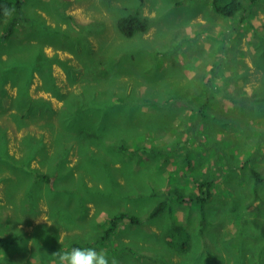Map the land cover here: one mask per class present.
Listing matches in <instances>:
<instances>
[{"label": "rangeland", "instance_id": "374dc122", "mask_svg": "<svg viewBox=\"0 0 264 264\" xmlns=\"http://www.w3.org/2000/svg\"><path fill=\"white\" fill-rule=\"evenodd\" d=\"M260 1L249 4V17ZM22 11L15 34L0 42V81L9 79L0 85L7 138L0 132V264H57L48 256L67 251L75 235L77 244L94 243L88 248L99 247L117 264H264V182L256 185L251 172L236 181L233 152L208 132H190L203 100L206 56L222 61L226 26L237 21L222 18L211 0H26ZM135 11L149 18V28L127 37L117 21ZM24 86L40 102L31 110L21 101ZM81 104L89 123L74 119ZM22 113L29 124L17 119ZM234 120L263 128L250 126L243 142L250 163H264V115L255 110ZM47 122L60 128L62 150L37 152L26 168L9 161L7 152L21 158L35 139L51 143ZM110 135L125 139L130 151ZM227 153L230 164L222 166ZM37 171L54 174L37 184ZM213 175L218 182L204 222L189 199L196 182ZM256 192L261 199L248 210ZM162 201L165 209L150 216ZM121 212L140 222L123 220L97 245L98 226L104 231L108 217ZM229 221L236 229H222ZM177 225L185 226L183 236ZM185 234L189 251L180 246ZM41 255L48 260L34 258Z\"/></svg>", "mask_w": 264, "mask_h": 264}, {"label": "crops", "instance_id": "0c3cea01", "mask_svg": "<svg viewBox=\"0 0 264 264\" xmlns=\"http://www.w3.org/2000/svg\"><path fill=\"white\" fill-rule=\"evenodd\" d=\"M262 4H264V0H261L251 9L252 16H247L246 20H242L240 16H224L218 13L222 18H228V22L237 21V23L226 26L227 31H225L224 34L227 38L226 41L223 40V45L221 47L222 61L215 64L213 58L209 54L206 56L205 62H208L205 66L206 68L203 75V100L200 105V110L197 112L198 115L194 119L197 120L200 126L198 132H208L214 135V141L220 142L222 150L233 152L237 168L243 165L245 161L249 160L246 156V143L243 142V135L250 126H255V123L253 120L241 122L234 120V118L244 116L246 113L255 110L264 115V9L262 8ZM247 5L246 13L249 14L250 6L249 4ZM250 37L252 42L249 43L248 48L246 43ZM242 53L243 55L240 56ZM249 56L255 59L251 64L249 62ZM230 57H238L242 61H233ZM198 62L199 61H196L195 66ZM190 71L192 70L188 69V74L185 75L188 76V78H193L194 73L192 71V74H190ZM180 85H182V83H180ZM216 114H220L223 117L222 122H215ZM255 128L258 130L263 129L259 125H256ZM227 157L228 153L226 154V158ZM229 164L230 162L227 158V161L222 163V166H228ZM254 166L257 169L259 167L264 168V163L261 161V163H255ZM239 176L240 174L238 171L236 173V180H239ZM260 199V194L256 192L254 201L247 204L248 210H252L257 206V201ZM89 205H92V203L90 202ZM235 224L234 221H229L227 226L222 227V229H236ZM98 227L97 245H99L100 236L103 234L101 227ZM153 227L156 230V227ZM66 229L68 228H63L65 236L68 232ZM89 230L90 227L86 229V231ZM230 234L233 233L230 231ZM70 236L71 234L67 237ZM74 237V240L66 246L67 251L76 243V235ZM85 241L84 245H87L85 247L94 244L87 242V240ZM224 242L225 240H222V243ZM102 243L105 244L103 241ZM96 250H100V248L96 247ZM47 256L48 255H41V257L35 256L34 258L42 260L51 257L49 261H57L55 255ZM31 258H33V256Z\"/></svg>", "mask_w": 264, "mask_h": 264}, {"label": "trees", "instance_id": "16d2710c", "mask_svg": "<svg viewBox=\"0 0 264 264\" xmlns=\"http://www.w3.org/2000/svg\"><path fill=\"white\" fill-rule=\"evenodd\" d=\"M257 2L258 0H211L212 6L215 9L216 12L224 15V16H240L242 20H246L248 14L246 13L247 11V4H250L252 2ZM26 0H0V26L2 27V31H1V35H0V42L1 41H6L11 39V37L15 34L18 26L22 23V19H23V7L25 5ZM5 9H8L9 13L8 15L5 14ZM149 18L144 17L142 14H140L139 11H135L128 13L127 15H123L121 16L118 21H117V28L118 30L125 36L127 37H133L137 32H141L144 30H147L149 28ZM0 55L2 56V51L0 52ZM3 59V58H2ZM9 79H4L2 81H0V85L5 84L6 82H8ZM19 84V83H18ZM21 86L23 84H20ZM84 85H89V83H86ZM93 85V84H90ZM23 88H26L25 86ZM28 88V86H27ZM27 88L24 89V94H23V98L21 99V101L25 104H28L27 108L29 110H31L33 108V104L35 102H37V104H40L39 101H37V99L34 98H30L29 94H27ZM82 88V87H81ZM99 89V88H98ZM97 89V90H98ZM86 90V89H85ZM85 90H82V93L85 92ZM0 91L1 93H5L6 89L1 86L0 87ZM28 96V98H27ZM27 98V99H25ZM122 100V96H117L116 97V101L117 102H121ZM85 107L81 104L80 105V112H83L82 114H76V116H74V119H79L80 122H82L83 120H85L86 123H89V116L86 115L83 116V114H86L84 112ZM28 116H30L29 114L26 113H22L21 115L19 114L17 116V119L21 118L24 120V124H29L30 119L28 118ZM60 124V123H59ZM190 124L192 125V129L190 130V132L192 134H195L196 132H198V129H200V126L197 123V120H193L190 122ZM48 126H52V129L49 131L51 132L50 134V138H51V143L50 142H45L43 140V136L35 139V135L31 134L29 135L30 139H35V141L37 142V145H34L33 150L27 149L25 151V154L20 158V157H16L15 155H12L10 153L7 152L8 155V160L12 161L13 163H18L20 166L26 168L27 166H29L30 162L36 157L37 152H44L47 155H53V153H55L57 150L56 149H60L62 150L59 146H57V144H59L58 142L60 141L58 139V137H60L61 134L60 133V128L55 127L52 123L47 122L45 125H43V127L48 128ZM60 126V125H59ZM86 127L89 126H84L82 127V130H85ZM102 129H104L105 131L108 132V130H106L103 126ZM0 132L2 133V137L4 139V142H6V130L5 128H3V124L1 123V119H0ZM188 131V133H190ZM200 133V132H199ZM201 134V133H200ZM192 136V135H189ZM110 139H113V143H116V145L121 148V149H127L130 151L129 149V145L126 144V140L125 139H121L118 141L117 137H112L111 135L109 136ZM191 138L194 139V137L192 136ZM93 141V140H92ZM51 146H50V144ZM111 143V145L113 144ZM52 147L53 150H52ZM40 148V149H38ZM133 151V150H131ZM49 153V154H48ZM61 156V154H60ZM251 159H249L248 161H245L243 165H241L238 168L239 171V180H246L247 176H248V172H251L252 176L254 177L255 183L256 185L264 182V176L262 175V173L260 172V170H258L252 163ZM245 169L247 172H245V174H243L242 170ZM37 176L35 178V182L37 184L40 183L41 179H44L46 181H50V174L53 175L54 173H52L51 171L48 173L45 172H39L37 171ZM19 177V176H17ZM39 178H41L39 180ZM19 180H21L22 178H18ZM236 180V181H239ZM218 182L216 175H213L212 179H208V178H201L198 182H196V191L194 192V194L191 195L190 200H195L196 203H198L200 205V212L202 214V219L204 220V222H206V203L209 202V200L213 197L214 195V190L215 188V183ZM69 184H72L70 182H67ZM22 186H18L17 190L20 189L21 190ZM25 191L28 192H34L36 193V190L33 186H25L24 187ZM38 198H41V194L38 196ZM0 206H4V205H0ZM166 207V202L162 201L160 202L155 209L150 213V216H155L157 214H159L162 210H164ZM129 219L131 222L134 223H139L140 222V218L136 217V216H131L128 215L127 213H118L116 215H111L108 217L109 220V224L107 226V228L103 231V234L100 236L101 241L105 242L107 239H109V237L111 236V234L115 233L119 227V225L121 224V222L123 220ZM205 224V223H204ZM175 230L176 233L181 232V234L186 230L185 226L183 225H177L175 226ZM172 233L170 234V239L168 240V242L174 246L175 242L174 239H172ZM183 236V234H182ZM183 239V243L180 244L181 249L182 250H191V246L189 243V239L190 236L189 234H185ZM188 238V240H187ZM6 246L8 247L9 245H7L6 242ZM73 247H82L80 244H77V242L75 244H73ZM72 247V248H73Z\"/></svg>", "mask_w": 264, "mask_h": 264}, {"label": "clouds", "instance_id": "9594fccd", "mask_svg": "<svg viewBox=\"0 0 264 264\" xmlns=\"http://www.w3.org/2000/svg\"><path fill=\"white\" fill-rule=\"evenodd\" d=\"M5 14H10L5 9ZM57 264H117L115 258L109 261V257L103 250L88 247H73L69 251H57Z\"/></svg>", "mask_w": 264, "mask_h": 264}]
</instances>
